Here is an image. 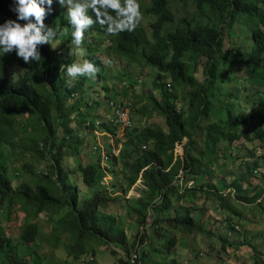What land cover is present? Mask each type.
I'll use <instances>...</instances> for the list:
<instances>
[{
    "label": "trees",
    "instance_id": "1",
    "mask_svg": "<svg viewBox=\"0 0 264 264\" xmlns=\"http://www.w3.org/2000/svg\"><path fill=\"white\" fill-rule=\"evenodd\" d=\"M54 1L53 11L46 16L45 25L54 27L57 33L63 27L72 32L68 19ZM139 1L147 5V13L156 16L148 27L139 25L133 32L111 35L107 33L106 26L94 23L84 34L87 37L86 50L94 64H101V56L92 48L93 39L97 35L109 36L106 39L113 55L133 66L141 64L157 68L154 85L161 96L157 98L153 92L148 93L149 103L143 108L162 115L165 128L157 124L140 127L132 115L137 106H126L122 100L108 95L109 87L105 81L108 76L105 73L100 74L103 79L100 76L97 80L87 77L71 83L61 71L63 64L74 63L66 58L69 57L67 46L72 42L71 34L58 46L53 44L58 34L50 44L37 45L41 54L39 62L26 64L15 51L0 54V212L8 220L17 212L25 214L18 241L0 225V264H68V261L46 255L42 250L46 242L65 249L68 258L81 260V264H94L98 247L104 245L112 246L116 255L120 253L116 250H126L129 257L120 256V264H131L136 253H140L138 264H144V258L153 251V245H148V228L154 227L160 232L164 230L162 223H167L176 233L172 239H167L169 247L175 245L179 233L204 231L200 218L191 213V208L183 214L177 209L176 216H172L173 203L188 199L186 193L189 190H180L184 184L176 182L180 172L184 171L189 181L195 182L198 177L204 179L207 174L204 166L214 159L231 156L237 141L245 138L249 142L259 140L264 143V91L261 90L264 88V0H193L199 13L209 20L182 19V24L166 32L165 25L175 21V15L169 8L172 0ZM13 7L14 0H0V24L17 19L16 13L11 11ZM209 10L219 17L218 22L208 16ZM88 14L96 19L91 9ZM111 14L115 15L114 12ZM240 19H245L244 24L249 26L246 27L247 34L240 40H234V46L228 47L227 35H237L234 25ZM234 66L240 69L241 78H238ZM244 78L253 86L260 87L254 94V101L262 95L260 102L249 103L250 112L240 102L249 92L247 88H240L237 82V79ZM95 83L102 84L103 89L99 88V91L104 93L107 103L112 100L122 103L133 121V126L124 128L126 147L120 152L128 161L136 154L132 162L127 163L130 172L125 175L127 189L124 190H128L145 169L142 176L147 187L142 191L144 197L130 200L128 204L129 215H135L139 227H144L132 251L121 220L106 210L111 198L102 187L101 179L112 167L106 171L104 161L102 165L101 148L96 146L93 150L97 159L91 164L82 165L77 159L78 167L73 170L63 164L67 156H78L83 144L82 132L91 134L98 127L94 125L98 119L88 111L89 101L86 100V92ZM130 84L134 88L132 81ZM230 87L233 88L230 90ZM179 90L184 94L187 109L178 108ZM73 96L80 100L69 104ZM91 101L92 106L101 105L97 99ZM19 112L26 113L24 134L17 140L8 139L6 130L13 127L11 122ZM211 115H218L219 121L208 122ZM71 120L77 123V127L71 125ZM100 127L116 132L110 123H103ZM201 131L204 148L199 150ZM185 138L184 158L178 156L175 161L176 144ZM8 145L13 152L20 148L22 156L48 159L46 172H36L34 165L26 162L23 170H17L22 179L15 180L12 175H19L10 170V156L5 150ZM116 160L117 157L112 156L111 164ZM254 169L250 165L245 175H253ZM76 170L81 173L82 181L93 189L82 201L81 187L70 180ZM232 187L240 198L242 189L236 183ZM190 190L194 197L201 191L195 187ZM218 195L223 207L226 198ZM256 199L250 198L249 201L255 202ZM152 212L155 218L153 223H149ZM41 216L51 228L48 234L41 228ZM231 230L236 231L234 227ZM258 236L264 237V233L259 232L249 240L245 236V242L230 240L229 248L238 249L248 244L256 252L254 244ZM222 248L229 252L226 244ZM263 254L256 253L255 264H264ZM172 264L177 262L174 260Z\"/></svg>",
    "mask_w": 264,
    "mask_h": 264
},
{
    "label": "rangeland",
    "instance_id": "2",
    "mask_svg": "<svg viewBox=\"0 0 264 264\" xmlns=\"http://www.w3.org/2000/svg\"><path fill=\"white\" fill-rule=\"evenodd\" d=\"M141 6V12L143 13V20L139 25L148 27L149 23L154 20L156 17L154 14H149L145 11L147 5L138 0ZM56 7L64 14V17L67 18V9L66 7H61L58 3V0L54 1ZM150 5V4H149ZM169 8L173 11L175 15V21L172 23H167L164 27V31L175 29L180 24H182V19H191L195 17L197 20L202 18L209 20L208 17L202 16L197 9L195 1L193 0H172ZM208 16H210L215 22L219 21V17L215 16L210 10L208 11ZM245 19H240L235 23L234 27L237 31L236 36L227 35V45L228 47L234 46V40H240L243 36L247 34V26L244 24ZM247 27V28H246ZM67 30V35H61L60 33L64 30ZM227 33V32H226ZM71 29L67 27L61 28L58 31V37L53 41L55 46L63 43L66 39V36H70ZM104 36V37H101ZM152 37V35H151ZM105 38V40H102ZM106 38L109 36L97 35L93 39L92 48L95 50L97 55H100L103 62L101 64L95 63L99 72L97 73L94 80H97L100 74H107L108 78L105 80L109 87L108 95L110 97L120 99L127 106H137L135 112H132L134 119L137 120L140 127L144 126H154L160 125L165 128V118L157 113L156 111L152 112L143 108V105H148L149 98L148 93L153 92V94L159 98L160 91L154 85L155 74L157 68L147 67L141 64L133 66L126 62L125 60L116 57L112 54L110 49V42ZM87 37H84L82 47L85 50L84 56H77L74 54V45L73 42L68 43V51L70 61L80 62L83 60H92L90 53L87 52ZM246 42V40H244ZM246 47V46H245ZM248 50V49H246ZM66 66L63 64L61 66V71L66 76ZM235 72H238V78L242 76L240 69L237 66H234ZM225 72V69H222ZM202 72L200 73V75ZM68 77V76H67ZM101 77V76H100ZM102 78V77H101ZM71 83L79 79H87V77H77L75 80L69 78ZM103 79V78H102ZM131 81L134 85V88L130 86ZM87 82V81H86ZM104 82V81H103ZM168 83L172 88L171 81ZM237 82L240 85V88L245 90L249 89V92L246 93V97L241 100V106L245 107V110L250 112V108L247 106L249 103H258L261 101L262 95H259V98H255L254 94L260 87L253 86L250 82L244 79H237ZM102 83V82H101ZM101 83H95L90 85V89L86 92L87 99L89 101L88 111L90 114H94L93 117H97V121L94 123L95 126L89 134L88 132H82L83 144L79 149L78 156L69 155L63 160V164L67 169H76L78 167V160H81L82 165L91 164L96 161L97 157L93 151L96 146L100 147L102 152H107L113 149L115 152L114 155L117 157L116 161L112 162V170L108 173L107 178L110 180L109 183L106 181V174L103 175L102 181L105 183L106 188L104 189L107 195L111 198L107 206V211L119 218L124 225L125 233L127 235L128 245H130L131 251L134 244L137 243L140 231H144V227H139V224L136 221L135 215H129V201H137L142 199V191L147 190L143 182V169L140 173L138 180L132 184L128 190L127 181L124 179L125 175L129 174L130 167L127 163H131L132 159L136 157V154H133V157L130 158V161L125 160L121 156V151L126 147L125 141L126 136L124 129L118 126H114L115 131L118 133L116 142L110 137L109 144L107 139V132L109 130L102 129L100 127L103 123H109V115L112 113V108L108 106L107 99L103 92L99 91V88L103 89ZM88 84V82H87ZM233 87H230V90ZM175 89V88H173ZM190 90V87L187 88ZM261 90L264 91V88ZM251 96V97H249ZM101 101V105H90L92 104L91 100ZM80 100L79 97L73 96L69 100V104ZM84 100V101H86ZM188 100V99H187ZM225 100V99H224ZM177 105L187 109L188 104L184 94L179 90V97L177 100ZM218 107L221 106L219 102L216 103ZM247 107V108H246ZM85 110V107H81ZM75 116V115H74ZM73 116V117H74ZM92 117V118H93ZM219 121V116L211 115L208 122ZM26 122V113L21 114L17 113L15 118L12 120L11 125L6 130V137L8 139H18L19 136L23 135ZM71 125L77 127V123L74 120H71ZM111 124V123H110ZM91 126V124H87ZM112 125V124H111ZM113 126V125H112ZM7 128V127H5ZM124 141V143H123ZM21 141H19L20 143ZM187 144V138H185L181 143H177L174 150L175 161L178 159V156L184 158L185 145ZM264 143L257 141H247L245 138L237 141L232 150V155L226 158L214 159L212 163L206 164L203 169H207V174L204 179L198 177L195 182L189 181L185 172L181 171L178 176L177 183L184 184L183 187H180V190H189L186 193V197L182 202L175 201L171 207L172 216H176L177 209L180 213H186L188 208H191V213L199 217V222L204 231H194L191 233H179L176 238L177 241L173 247H169L167 239H172L176 233L171 230L167 223H162L163 231L157 232L154 227L148 228L149 232V244L153 245V251L149 253L144 258V264H172L175 260L177 264H255V255L256 253H264V237L256 238L254 246L257 251L255 252L251 247L252 245H242L240 248L231 247L229 248L228 241H240L245 242L252 238L255 234L262 232L264 233ZM203 143V131L199 134V150L204 148ZM145 147V146H143ZM6 152L10 156V170L11 172L17 173L19 176L12 175L16 180L22 175L17 172V170H23L25 163H32L35 167L36 172H46V168L49 166V160H35L29 157V155L22 156L21 149H16L17 151L13 152L11 145L6 146ZM193 154H195L193 152ZM109 158L107 161H110L111 157L108 153ZM103 165V157L101 160ZM251 165L252 168H255L254 174L246 176L248 167ZM114 170V173H113ZM76 170L71 176L70 180L79 185L82 189V194L80 196V201H82L88 194H90L93 189L89 187L82 181L81 173ZM22 179V178H21ZM115 191L113 184H115ZM236 183V186L241 188L239 193L240 198L237 197V192L233 189V184ZM196 190H201L198 195L193 196V192L190 190L194 188ZM215 190V191H212ZM223 195L226 198V204L221 207V199L219 195ZM257 197L255 202L249 201L250 198ZM184 206V207H183ZM229 207V208H228ZM199 214V215H198ZM25 214L22 212H17L11 220H8L0 212V225H2L8 232V235L14 238L16 241L19 240L23 219ZM153 212L151 213L149 223L154 221ZM41 228L45 233H49L51 228L46 224L45 217H40ZM231 227H234L236 231H232ZM210 232V235H208ZM246 236V237H245ZM227 242H226V241ZM228 247L229 252L223 250L222 245ZM42 250L46 255L55 257L60 261H68V264H81L82 261L72 260L68 258V254L65 249L61 247H53L50 243L46 242L43 244ZM119 251L118 255L113 252L112 246L104 245L98 247L95 257L94 264H120L118 260L120 256L129 255L126 253V250H116ZM42 253V252H41ZM40 253V254H41ZM90 255V254H88ZM264 255V254H263ZM236 257H239L236 258ZM264 258V257H263Z\"/></svg>",
    "mask_w": 264,
    "mask_h": 264
},
{
    "label": "clouds",
    "instance_id": "3",
    "mask_svg": "<svg viewBox=\"0 0 264 264\" xmlns=\"http://www.w3.org/2000/svg\"><path fill=\"white\" fill-rule=\"evenodd\" d=\"M58 3L67 9V19L73 29L74 54L77 56L85 55L82 47L84 34L94 23L106 26L107 33L117 35L123 31H135L144 18L138 0H58ZM52 5L53 0H14L11 11L16 13L17 19L0 24V54L15 51L26 64L39 62L41 54L37 45L50 44L58 34L54 27H47L44 23L46 16L53 11ZM89 9L95 14V20L88 14ZM60 34L67 35L68 32L65 29ZM98 72L97 66L87 59L66 66V74L72 80L77 77L94 79ZM101 185L106 188V185Z\"/></svg>",
    "mask_w": 264,
    "mask_h": 264
},
{
    "label": "built area",
    "instance_id": "4",
    "mask_svg": "<svg viewBox=\"0 0 264 264\" xmlns=\"http://www.w3.org/2000/svg\"><path fill=\"white\" fill-rule=\"evenodd\" d=\"M108 106L112 108V113L108 116L109 123H111L113 126L121 127L122 129L133 126V121H132L130 112L127 108L124 107L122 103H118L112 100L109 102ZM106 136H107L108 141L111 137L116 142L118 133L117 132L113 133V132L108 131ZM113 152H115L114 149H113ZM113 152L111 151V149L108 151L111 159H112V156H114ZM108 153L102 152L103 161H104V164H106V171H109L112 167L111 159L110 161H107V159L109 158ZM107 175L108 173L106 174V181L107 183H109L110 179L107 178ZM101 183L105 185V183H103L102 180H101ZM139 260H140V253H136L131 258V264H138Z\"/></svg>",
    "mask_w": 264,
    "mask_h": 264
}]
</instances>
